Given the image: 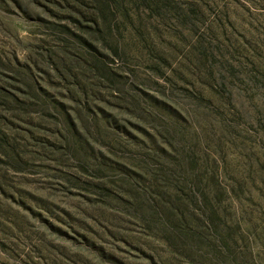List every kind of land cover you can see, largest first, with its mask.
Instances as JSON below:
<instances>
[{"label": "rangeland", "instance_id": "rangeland-1", "mask_svg": "<svg viewBox=\"0 0 264 264\" xmlns=\"http://www.w3.org/2000/svg\"><path fill=\"white\" fill-rule=\"evenodd\" d=\"M0 264H264V0H0Z\"/></svg>", "mask_w": 264, "mask_h": 264}]
</instances>
